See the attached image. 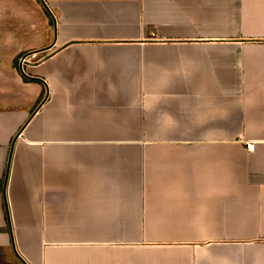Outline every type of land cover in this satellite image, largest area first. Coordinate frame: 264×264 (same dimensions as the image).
Segmentation results:
<instances>
[{
	"label": "crops",
	"instance_id": "0c3cea01",
	"mask_svg": "<svg viewBox=\"0 0 264 264\" xmlns=\"http://www.w3.org/2000/svg\"><path fill=\"white\" fill-rule=\"evenodd\" d=\"M0 264H264V0H0Z\"/></svg>",
	"mask_w": 264,
	"mask_h": 264
},
{
	"label": "built area",
	"instance_id": "2783aa9c",
	"mask_svg": "<svg viewBox=\"0 0 264 264\" xmlns=\"http://www.w3.org/2000/svg\"><path fill=\"white\" fill-rule=\"evenodd\" d=\"M24 60H25V59H24ZM24 60H22V61L20 60L21 70H22V68H23V66H24V63H25ZM248 148H249L250 151H253V150H254V147H253V146H249Z\"/></svg>",
	"mask_w": 264,
	"mask_h": 264
},
{
	"label": "trees",
	"instance_id": "16d2710c",
	"mask_svg": "<svg viewBox=\"0 0 264 264\" xmlns=\"http://www.w3.org/2000/svg\"><path fill=\"white\" fill-rule=\"evenodd\" d=\"M22 58H23V55H21V56L19 57V59H17V60L15 61L14 65L17 66Z\"/></svg>",
	"mask_w": 264,
	"mask_h": 264
}]
</instances>
